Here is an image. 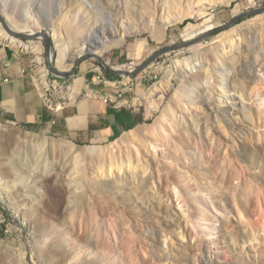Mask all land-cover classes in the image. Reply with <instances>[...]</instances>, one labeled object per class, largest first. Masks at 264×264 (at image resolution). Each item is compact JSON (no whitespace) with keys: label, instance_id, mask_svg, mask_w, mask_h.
<instances>
[{"label":"rangeland","instance_id":"rangeland-1","mask_svg":"<svg viewBox=\"0 0 264 264\" xmlns=\"http://www.w3.org/2000/svg\"><path fill=\"white\" fill-rule=\"evenodd\" d=\"M58 1L60 0H50L43 9L48 17L57 18L59 25L66 27L68 19L77 12L81 19L84 17V26H94V12L89 0H62V11L57 9ZM237 1H233L230 6L225 3L209 6L214 16V27L210 31H204L205 26L200 27V38L194 42L202 45L199 53L195 54L192 42L182 50L157 57L148 66L150 68H146L153 73L147 79L138 102L149 113V119L112 141L144 128L147 136L144 135L143 138L151 143L149 148H145V152L138 154L141 165H147L151 170H147L146 177L143 178L141 170H137L140 174L135 182L127 179L125 184L129 196L125 197L120 189H107L102 186L106 182H115L114 185L120 187L121 183L114 176L105 178L89 173L80 182L87 203L76 202L77 214L74 216L77 217L72 219L65 210L69 205V195L56 186L52 177L39 176L41 169L50 170L54 164H60L57 153L47 151L46 159L40 157L36 162L32 152L22 151L23 144L27 143V136L35 134L40 138L45 135L12 124H0V232H3L0 235V245L12 251L14 264H46L45 253L40 251L42 242L38 241L39 233L36 228H32L33 224H30L28 218L23 216L22 198L30 206L26 210L29 217L37 215V223L51 219L60 233L64 231L71 237L72 245L63 244L64 252L59 254L60 260L57 264H81L93 256L90 242L79 241L76 237L85 229L80 220L92 215L94 207L104 209L98 215L102 217L109 235L103 249L106 257L101 264H203L204 261L208 264H264V178L257 180L253 177V170L237 154V137L229 126H224L221 121L213 122L211 131H207L205 105L198 100V95L207 93L214 87L217 95L224 99L232 92H224L222 86L226 84L215 83L213 77L208 76L199 87L183 88V97L177 95L181 89L175 70L177 62L189 60L210 67L202 53L217 43L219 34L232 30L237 41H240V35L248 39L252 57L247 68L251 73L255 72L256 82L264 89V33L260 32L258 19L259 16H264V0ZM186 2L185 0L184 5ZM237 4L241 8L234 15ZM122 10L123 5L120 6V11ZM62 16L67 18L63 17L64 20L60 21ZM164 16L162 10L159 18L164 20ZM189 21L202 25L204 19L190 18ZM188 23L169 27L162 41L151 39L148 33L134 34L127 37L124 45L105 51L99 57L108 66L126 70H131L130 67L133 66L134 69L157 47L181 43L184 39L183 30ZM137 38H145L149 48L142 58L135 59L130 56V49ZM19 39L26 44L40 41L44 47V41L40 38ZM0 43L7 45L1 41ZM15 49L29 60L30 68L47 69L45 47L43 53L38 54L42 58L40 63L34 60V53L24 51L22 46ZM236 52L235 55L238 56L239 53ZM52 53L53 62L57 64L55 45ZM86 63H90L92 68L100 69L93 59L80 62L81 65ZM218 65H221L220 62ZM61 66V69H69L70 64L66 61ZM227 74L225 72V76ZM230 75L231 71L229 77ZM167 77L171 85L166 91L144 98L155 83L166 80ZM219 80L222 81L218 77ZM247 93L250 97L248 106L262 114V120H256L258 128L250 129L252 142L261 144L264 141V96L258 94L253 87ZM169 105H175L174 113L169 116L173 120L169 119L165 123V130L161 133L150 136L152 134L148 130ZM196 119L203 128L200 132L192 128ZM45 138L48 141L61 140L53 136ZM25 147H28L27 144ZM131 149L136 156L135 148L132 146ZM23 152L30 154L29 157L25 153L24 156ZM143 179L148 182V188L142 187ZM24 183L31 187H23ZM137 193L142 206L134 203ZM50 194L55 195L56 202L49 201ZM91 220L90 218L87 223L89 238L96 226ZM53 238V235L49 236L50 241ZM22 246L25 248V258L21 254ZM0 251L5 252V249L0 248Z\"/></svg>","mask_w":264,"mask_h":264},{"label":"bare ground","instance_id":"bare-ground-1","mask_svg":"<svg viewBox=\"0 0 264 264\" xmlns=\"http://www.w3.org/2000/svg\"><path fill=\"white\" fill-rule=\"evenodd\" d=\"M160 1L161 0H89V4L92 5V10L94 12V16L92 17L94 26L89 27L88 25L90 24L88 23L87 26H84L86 24L84 21L85 24L82 23L84 17L82 16L81 19L79 13L76 12L73 14L72 18L68 19L69 23L64 27L62 24L59 25V23L56 22L57 18H50L48 14L45 13L43 6H48L50 0H0V41L14 49L22 46L24 51L34 53V60L40 63L42 58L38 54L44 51L42 43L40 41H31L30 44H26L9 33L7 28L28 34L48 31L54 40L57 51V66L62 68L61 65L66 61L72 60L77 55L84 54L87 51L99 55L112 48L120 47L126 43L127 37L134 34L143 35L144 33H148L151 39L162 41L169 27L189 22L183 30L182 36L186 41H193L194 45H192V47L195 54H197L202 45L200 46L194 42L195 39L200 38L198 33L200 27L205 26L204 31H210V29L214 27V16L210 12L209 6L219 3H225L230 6L233 1L237 0H186V5H184L185 0H162L161 3ZM58 2L59 5L57 4V9L59 10L60 8L62 11L63 1L60 0ZM83 4L85 3L83 2ZM121 5H123L122 12L120 11ZM236 6L237 9L234 11V15L241 8L238 4ZM162 10L165 15L164 20L159 18ZM63 17L67 18V16H62V18ZM62 18L60 21L64 20V18ZM190 18H203L204 21L202 25H197L189 21ZM186 19L188 21H185ZM258 19L260 20V32L263 34L264 16H259ZM80 21L81 24H79ZM232 31L219 34L217 36V43L211 45V47H208V49L202 53L207 63L210 64V67L203 63V65L201 63L197 64V62L193 63V61L189 60L177 62V68H175V70L178 74L177 79L181 82V89L177 95L183 97V91H185L183 88L187 86L199 87L200 83L208 78V76L213 77L215 83L226 84V86H222L223 91H230L232 93L225 99L217 95L214 85L212 86L214 88L210 89L209 92L205 90L207 93L204 92L205 94L202 93L198 95V100L205 105L204 109L207 116L205 128L207 131H211L210 129L213 126V122L215 123L218 121H221L224 126H229L237 137V154L241 157L242 161L247 163V167L253 170L251 171L253 177L257 180H263L264 141L261 144H254L252 142L250 130L251 127L258 128L256 120H262V114L257 110L254 111L248 106L250 97L247 91L253 87L258 94L260 93V95L264 96V89L261 84L259 85L256 82L255 79L257 78H255V72L251 73L247 68L248 63H250L249 60L252 57V49L248 43V39L240 35L241 39L237 41ZM148 48L145 38H137L130 49V56H133L135 59L142 58L143 53L146 52ZM236 51L239 53L238 56L235 55ZM227 55H231L232 58L229 56V60ZM195 57L197 56L195 55ZM219 62L221 65H218ZM37 71L46 74L47 69L40 67ZM230 71L231 75L229 77ZM225 72L228 73V76H225ZM218 77L221 78L222 81H218ZM226 77L229 79H226ZM168 80L169 78L167 77L166 80L155 83L144 98H149L151 95L157 94V92L166 91L171 85ZM70 89L71 94L75 95L77 93V89L73 87ZM174 106H167L161 114L160 119L150 127V130H148L149 133L152 134L150 136L165 130V123H167L169 119L173 120L169 118V116L174 113ZM192 128L196 132H200L201 129H203L198 119L195 120ZM144 135L145 129L143 128L130 135H125L106 146L95 145L76 147L74 143L67 140L55 139L53 141H48L45 138L46 136L39 138L35 134H30L26 137V144L28 147L26 148V144L24 143L25 146L23 144L22 147L24 148L22 151H27L28 153L32 152V156L36 162L40 157H43L45 160L47 151L48 153L52 152V154L53 152L57 153L55 154L60 164H58V166L54 164L50 170L41 169L39 176L42 178L52 177L56 186L69 195V205L66 206L65 210L68 211L69 215H71L70 217L74 219L77 217V215L74 216L77 214V210L75 209L76 202L84 201V203H87L84 190L81 186L82 183L80 184V182L83 181L81 179H84L85 175L91 173L92 175L105 178L109 175L112 177L114 176L117 179L116 181L121 183L119 185L120 187L114 185L115 182L113 184L106 182L102 186H105L107 189H120V192L123 193L125 197L129 196L126 188L127 185L125 184V182L128 181L127 179H132L131 181L134 180L135 182L137 176L139 177L138 174H140L137 170H141L142 178L146 177L147 170L150 168L147 165H141L138 157V154L145 152V148H149L151 145L149 142L150 140L143 138ZM132 146L136 150V156L131 149ZM27 152H23L22 154L24 155L25 153V155H27ZM119 152L120 154H118ZM123 152H125V155H123ZM28 155L27 158L29 157ZM51 158H53L52 155ZM143 180V182L141 181L143 183L142 187H147L148 182L145 181V179ZM22 186L31 187L26 183L22 184ZM124 196L120 197L125 198ZM133 200L134 203L136 202V204L142 206L138 193L135 194ZM25 201L24 198L21 199V202H23L22 206L24 207L22 208V210H24L23 216L28 218L30 224H33L32 228H36L39 233L38 241L40 243L42 242L40 251L45 253V263L57 264L60 260L59 254H63L64 252L63 244L72 245V243H70L71 237L64 231L60 233L59 230L55 228L51 219L49 221L45 220L44 222L37 223V215L33 218L29 217L26 210L27 207L30 208V206H27L28 204H26ZM49 201L51 203L56 202L57 198L55 195L50 194ZM102 210L104 209L94 207V210L91 211L92 215L84 217V219H82L83 221L80 220V224L83 222L85 229H83L82 233L78 235L76 239L79 241H89L90 247L93 248V256L87 261L83 260L85 262L81 264H101L106 257L103 249L105 243L109 240V235L102 217L98 215ZM90 218L93 220H91L92 222L96 223V226L93 227L91 238L88 237L89 233L87 230V223ZM51 235H53L54 238L50 241L49 236ZM1 242L0 240V243ZM0 248L5 249V252L0 251V264H14V254L12 251L8 250L3 245H0ZM21 250V254L25 258V248L22 246ZM73 264H75V262ZM203 264H208V262L204 261Z\"/></svg>","mask_w":264,"mask_h":264},{"label":"crops","instance_id":"crops-1","mask_svg":"<svg viewBox=\"0 0 264 264\" xmlns=\"http://www.w3.org/2000/svg\"><path fill=\"white\" fill-rule=\"evenodd\" d=\"M89 64H79L75 76L62 79L77 93L55 112L44 104L31 81L29 60L17 49L0 43V124L77 145L103 146L146 123L149 113L138 99L153 71L145 69L131 80L118 74L109 78L104 73L110 82L107 84L97 78L96 69Z\"/></svg>","mask_w":264,"mask_h":264},{"label":"water","instance_id":"water-1","mask_svg":"<svg viewBox=\"0 0 264 264\" xmlns=\"http://www.w3.org/2000/svg\"><path fill=\"white\" fill-rule=\"evenodd\" d=\"M9 33L17 38H40L44 41L45 53H46V65L47 70L50 75L58 79H69L76 75L78 66L80 62L84 59H93L97 63L98 67L106 74H118L125 78L132 79L140 72L144 71L157 57L174 52L177 50H182L188 47L193 41H183L174 45H167L164 47H157L155 50L150 51L147 57L137 65L136 68L131 70H126L123 68H114L107 65L106 61H103L99 55L87 51L84 54L77 55L74 59L67 61L70 64L69 69H61L53 62V53L52 48L54 46V41L52 36L48 31H41L39 33L28 34L25 32L15 31L10 28H7ZM29 40V39H28Z\"/></svg>","mask_w":264,"mask_h":264},{"label":"built area","instance_id":"built-area-1","mask_svg":"<svg viewBox=\"0 0 264 264\" xmlns=\"http://www.w3.org/2000/svg\"><path fill=\"white\" fill-rule=\"evenodd\" d=\"M133 69V66L130 67ZM97 78L102 79L104 83H110L105 78L104 72L101 69H96ZM29 75L35 88L40 93L44 104L52 111L61 110L64 105L70 102L73 94H71V85L63 82L62 79H58L49 74L48 70L46 74L39 73L37 69L29 68ZM129 80V78H126ZM131 80V79H130ZM104 102L108 101L107 97L103 98ZM117 103V102H116Z\"/></svg>","mask_w":264,"mask_h":264},{"label":"trees","instance_id":"trees-1","mask_svg":"<svg viewBox=\"0 0 264 264\" xmlns=\"http://www.w3.org/2000/svg\"><path fill=\"white\" fill-rule=\"evenodd\" d=\"M107 75V77H115L116 75H114V74H106ZM3 234V232H0V235H2Z\"/></svg>","mask_w":264,"mask_h":264}]
</instances>
